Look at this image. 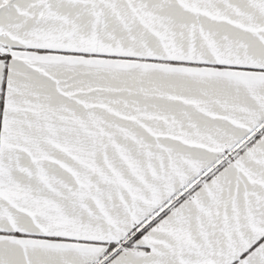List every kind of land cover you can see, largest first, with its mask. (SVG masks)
I'll return each instance as SVG.
<instances>
[{
  "label": "snow or ice",
  "instance_id": "obj_1",
  "mask_svg": "<svg viewBox=\"0 0 264 264\" xmlns=\"http://www.w3.org/2000/svg\"><path fill=\"white\" fill-rule=\"evenodd\" d=\"M0 264H264V0H0Z\"/></svg>",
  "mask_w": 264,
  "mask_h": 264
}]
</instances>
